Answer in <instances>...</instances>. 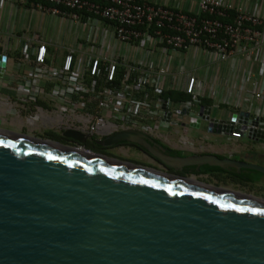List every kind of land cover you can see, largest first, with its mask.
<instances>
[{
    "label": "water",
    "instance_id": "1",
    "mask_svg": "<svg viewBox=\"0 0 264 264\" xmlns=\"http://www.w3.org/2000/svg\"><path fill=\"white\" fill-rule=\"evenodd\" d=\"M5 60L0 55V76ZM210 110L202 106L192 126L233 129L235 113L225 120ZM248 117L240 111L237 119L251 125L244 135L264 146V125ZM63 134L80 144L86 137ZM97 143L136 144L172 168L264 175V162L171 155L137 130ZM0 264H264V198L0 129Z\"/></svg>",
    "mask_w": 264,
    "mask_h": 264
},
{
    "label": "built area",
    "instance_id": "2",
    "mask_svg": "<svg viewBox=\"0 0 264 264\" xmlns=\"http://www.w3.org/2000/svg\"><path fill=\"white\" fill-rule=\"evenodd\" d=\"M197 6L190 12L146 0H34L32 9L78 23L83 36L77 47L59 52L35 36L14 35L10 44L0 32V55H6L0 78L15 88L20 107L31 109L26 117L41 123L42 137L75 130L99 141L137 130L159 140L161 124L191 128L197 109L208 106L199 103L204 80L183 69L172 75L173 57L194 48L213 61L240 57L249 62L244 77L233 72L229 82L209 88L208 95L216 106H228L227 119L237 115L233 129L224 132L239 138L251 126L237 120L244 99L251 106L262 102L250 107L252 116L247 112L248 120L257 116L264 125L263 21L225 0H199ZM232 9V19L223 21ZM253 60L260 64V75L248 88ZM10 62L16 71L8 69ZM168 88L189 98L163 99L160 95ZM63 144L85 148L75 140Z\"/></svg>",
    "mask_w": 264,
    "mask_h": 264
},
{
    "label": "crops",
    "instance_id": "3",
    "mask_svg": "<svg viewBox=\"0 0 264 264\" xmlns=\"http://www.w3.org/2000/svg\"><path fill=\"white\" fill-rule=\"evenodd\" d=\"M169 7L196 12L199 0H146ZM233 8L243 7L249 13L260 15L264 30V0H225ZM0 32L6 37L10 44L14 41V35H24L27 37H37L43 40L49 50L58 49L59 52L68 48L77 47L79 39L83 36L81 26L70 20H60L59 18L41 13L27 6L25 0H0ZM183 56V55H182ZM173 57L170 61L169 71L178 73L181 69L193 72L199 79L204 80L206 97L212 99L210 105V115L219 119H227L229 111L225 104L218 103L215 98L208 95L209 88H221L226 81L229 82V75L237 72L239 79L250 68L249 62L238 57L230 61H213L194 48L188 57ZM204 61V63H203ZM252 79L247 83L248 88L253 86L254 76L259 77L260 64L253 60ZM8 69L13 72L17 70L14 62H10ZM184 78L181 80L183 81ZM252 82V83H251ZM222 90V89H221ZM262 102H254L252 106H261ZM203 105V104H202ZM209 106V105H208ZM245 99L239 110L249 111L252 116V107ZM199 109V108H198ZM197 109V112H198ZM30 108L20 107L15 101V88L5 79L0 78V129L20 131L33 136L42 137L44 131L40 122H32L26 116ZM32 126V127H27ZM32 122V124H31ZM31 124V125H30ZM29 129V130H28ZM30 131V132H29ZM161 144L164 143L172 149L185 154L192 153H212L219 157L250 158L255 162H264V146L254 140L242 135L239 138L230 137L227 132L215 133L207 130V122L201 121L199 127L185 128L182 125L168 128L161 124L158 128ZM29 132V133H27ZM229 132V131H228Z\"/></svg>",
    "mask_w": 264,
    "mask_h": 264
},
{
    "label": "flooded vegetation",
    "instance_id": "4",
    "mask_svg": "<svg viewBox=\"0 0 264 264\" xmlns=\"http://www.w3.org/2000/svg\"><path fill=\"white\" fill-rule=\"evenodd\" d=\"M63 131H58L55 133L47 134L42 138L52 140L55 142L60 143H67V142H74V140L70 139L69 137H65ZM94 136L86 135L85 141L81 143L80 145L85 146V143L88 141H91ZM158 140V139H154ZM160 141V140H159ZM76 142V141H75ZM158 142V141H157ZM161 143V141L159 142ZM164 145V143H162ZM100 146V145H99ZM166 147L168 148V153L171 155H179V154H173L170 152V149H172L170 146L166 144ZM103 152H95V153H101L108 155L110 157H116L124 161L132 162L141 166L154 168L166 173L175 174L179 176H189L194 179L211 183L217 186L226 187L228 189L250 194L256 197L264 198L263 195L257 194L254 191H262L264 190V176H262L258 181H251L248 177V175H252V171L241 169L239 173L230 172L224 170V172H210V171H202V166H200L199 171H195V168L193 166H184L181 168H172L164 164L161 160L158 158L152 156L150 153H148L146 150H144L142 147L132 144V143H119L114 146L110 147H104L101 146ZM111 148H132L135 150L138 157H126L125 154L123 155H115L109 152V149ZM87 149V148H86ZM90 150V149H89ZM94 152V151H93ZM185 154V153H184ZM182 155V154H181ZM255 185H258L259 187L255 189Z\"/></svg>",
    "mask_w": 264,
    "mask_h": 264
},
{
    "label": "trees",
    "instance_id": "5",
    "mask_svg": "<svg viewBox=\"0 0 264 264\" xmlns=\"http://www.w3.org/2000/svg\"><path fill=\"white\" fill-rule=\"evenodd\" d=\"M34 0H25L26 2V5L27 6H31V3L33 2ZM230 17L228 18H225V19H222L223 21H229L232 19L234 13H235V10L232 9L230 10ZM163 99H166V98H170L174 101H180V100H186L189 98V95L185 94L184 92H181V91H178V90H174V89H166L162 92V94L160 95ZM200 104H203V105H211L212 104V99L208 98V97H201L200 98V101H199ZM158 142H160L159 140H156ZM98 141L93 137V139L91 141H88L85 143V146L87 149H90L91 151H94V152H103L102 151V148L101 146L98 145L97 143ZM164 146H166L164 144ZM170 152L173 153V154H184L183 152L181 151H178V150H175V149H170ZM202 171H210V172H224L223 169L219 168V167H216V166H208V165H203L202 166ZM252 175H248L249 179L251 181H258L262 176H264L262 173L260 172H255V171H252Z\"/></svg>",
    "mask_w": 264,
    "mask_h": 264
},
{
    "label": "rangeland",
    "instance_id": "6",
    "mask_svg": "<svg viewBox=\"0 0 264 264\" xmlns=\"http://www.w3.org/2000/svg\"><path fill=\"white\" fill-rule=\"evenodd\" d=\"M61 51L62 50H60V52ZM192 51L193 50L190 49L188 51V53L186 55H183L182 57H188L189 58V56L191 55ZM205 56L206 55L203 56V60L205 59ZM203 63H204V61H203ZM26 124H27V122H26ZM31 124H32V122H31ZM28 125L29 124H27L28 128L32 127V126H28ZM10 131H12V130H10ZM15 132L23 133V132H20V131H15ZM29 132H27V133H29ZM28 135H30V134H28ZM109 152L112 153V154H115V155H123V154H125L126 157H138V155H139V154L137 155L135 150H133L132 148H127V149L125 148V150L123 148L122 149L121 148H111V149H109ZM258 187H259L258 185H255L254 188L257 189ZM254 192H256L257 194L263 195L262 197H264V190H262V191H254Z\"/></svg>",
    "mask_w": 264,
    "mask_h": 264
}]
</instances>
